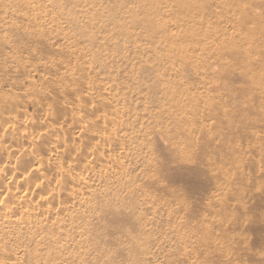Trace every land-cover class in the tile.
Returning a JSON list of instances; mask_svg holds the SVG:
<instances>
[{
    "label": "bare ground",
    "instance_id": "obj_1",
    "mask_svg": "<svg viewBox=\"0 0 264 264\" xmlns=\"http://www.w3.org/2000/svg\"><path fill=\"white\" fill-rule=\"evenodd\" d=\"M1 55L0 264L264 260V0H0Z\"/></svg>",
    "mask_w": 264,
    "mask_h": 264
},
{
    "label": "rangeland",
    "instance_id": "obj_2",
    "mask_svg": "<svg viewBox=\"0 0 264 264\" xmlns=\"http://www.w3.org/2000/svg\"><path fill=\"white\" fill-rule=\"evenodd\" d=\"M17 31V30H16ZM16 31H13L12 33H11V35H12V39L14 40V39H16L15 41H17V45H18V43L20 42V45H19V48H21V46H23L24 47V45H26V43L28 44V40H30L29 39V36L27 35H24V33H22L23 32V30H19L18 32H16ZM22 34V35H21ZM18 37V38H17ZM28 37V38H27ZM26 39H28L27 41H26ZM23 42V43H22ZM25 42V43H24ZM23 47L19 50V49H17L18 50V52L20 51V53L22 52V53H24L23 55L24 56H26L25 54H27V51L30 49V48H26L27 49V51H25V48L23 49ZM36 46H34L33 48H35ZM32 48V47H31ZM32 48V49H33ZM9 51H8V50ZM6 50V52H11L12 53V50H10L9 48H7ZM31 49V50H32ZM35 49H37L38 50V48H35ZM39 49H41V50H39V51H37L36 53H37V57L39 58V56L41 55V59H39V60H37V57H35V59H34V61H35V63H36V61L37 62H40V61H44L45 60V55L47 56L48 55V52H47V54H46V51H48V49H46V47L43 49V47H39ZM42 50H44L43 52H42ZM24 51V52H23ZM22 53H21V55H22ZM45 53V54H44ZM43 54V55H42ZM20 55V54H19ZM5 56H3V55H1L0 56V81H10V80H12L13 79V77H12V75H8V73H7V70L10 68V63H7L6 61H5ZM43 58V59H42ZM34 61H32L33 62V64H35L34 63ZM3 65H4V67H3ZM35 65H37V63L35 64ZM35 67V66H34ZM4 69H6V70H4ZM3 72V73H2ZM36 72V71H35ZM34 71H31L29 74L30 75H32V76H36L35 78H36V80L38 81V83H39V80L41 81V79L42 78H40L39 76H43L42 74H44V75H46V76H49V75H47L46 74V72H44V71H40L39 73H41V75L37 72V73H35ZM4 74H6V75H4ZM35 74V75H34ZM38 74H39V76H38ZM4 75V76H3ZM7 76V77H6ZM9 76H10V78H9ZM25 78V76H22V78ZM12 78V79H11ZM38 78H40L39 80H38ZM28 80V79H27ZM26 80V81H27ZM7 82H5V83H7ZM26 83H28V81L26 82ZM7 89V86H4V88H3V90L5 91ZM3 91V92H4ZM2 93V91H0V94ZM30 107V108H29ZM28 109L30 110V111H34V107L33 106H31V105H28ZM215 154V153H214ZM214 154H211L213 157L214 156H216V154L214 155ZM212 156H210L209 155V157H212ZM249 167V168H248ZM248 167H246V169L247 170H249L250 169V171H254V170H256L254 167H253V169H252V166H248ZM251 167V168H250ZM163 173H165V176H163L162 174ZM161 175H162V177H163V179L165 180V179H167L170 175H168L167 176V172H163ZM197 175H199V176H203V174H205V172H201V171H198L197 173H196ZM165 177V178H164ZM167 177V178H166ZM264 177V176H263ZM169 180H167L165 183H167L168 185H166V187H165V189L167 188L168 189V191H174V190H180L181 192L183 191L184 192V194L185 195H183L184 196V199L185 200H189V201H192V200H194V202L196 201V202H198L197 200H200L201 198H202V200H203V196H204V194L205 193H207L208 191H213V189L212 188H210V185L207 183V182H205L204 180L202 181L201 179H198V178H194V177H191V176H189V177H185V176H183V177H181V176H177L176 175V177H175V175H174V179H173V175H171L169 178H168ZM172 179V180H171ZM264 179V178H263ZM235 182H236V184H238V185H245V182L244 181H242V180H240V179H237V180H235ZM260 186L261 185H257L256 187L257 188H260ZM170 188V189H169ZM167 189H166V191H167ZM173 189V190H172ZM182 192V193H183ZM187 193V197H186V193ZM200 198V199H199ZM195 199H197V200H195ZM245 199H249L250 200V202H253V204L251 203V205H253V207H252V209H251V207L250 208H248V209H250V210H247V213H245L243 210H241L242 211V213L243 214H241V216L243 217V219H245L246 220V222H250V224L252 223V225H250V227L249 228H251L252 226V228H251V230L250 229H248V230H250V231H247L246 232V237H248V235H247V233H249V237L247 238V239H249V242H250V244L252 245L251 247H253V249L255 250V251H259V252H263L264 251V224H262L260 221H262L263 220V218H262V216L264 217V195L263 196H261V197H254V196H251V195H247V197L245 198ZM202 200H200V202L202 201ZM188 201V202H189ZM199 202V203H200ZM197 209V208H196ZM195 209V210H196ZM199 209H200V207H198V211L196 210H194L195 212H194V214H198L197 212H199ZM200 211H201V209H200ZM240 212V211H239ZM241 213V212H240ZM239 213V214H240ZM249 220V221H248ZM259 222H260V224H259ZM259 249V250H258ZM261 250V251H260ZM264 254V253H263ZM263 259H264V257H263ZM252 261V262H251ZM250 264H260V262H261V264H264V263H262V262H264V260H261V261H258L259 263H255V261H254V263H253V260H249L248 261ZM248 263V264H249Z\"/></svg>",
    "mask_w": 264,
    "mask_h": 264
}]
</instances>
